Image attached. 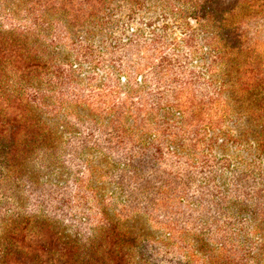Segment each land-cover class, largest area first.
Here are the masks:
<instances>
[{
    "label": "rangeland",
    "instance_id": "obj_1",
    "mask_svg": "<svg viewBox=\"0 0 264 264\" xmlns=\"http://www.w3.org/2000/svg\"><path fill=\"white\" fill-rule=\"evenodd\" d=\"M248 3L251 12L235 28L253 36L251 49L244 50V39L235 45L258 68L264 65V0H110L108 24L91 35L96 55L105 64H119L123 56L127 65L140 63L139 71L120 80L107 67L84 72L72 91L89 99L91 112L82 106L77 116L68 115L56 92L46 99L61 109L48 118L52 147L26 152L20 162L14 151L0 153V264H84L80 254L91 251L99 258L87 264H114L116 250L122 264H207L205 257L218 253L230 264H264V240L253 230L264 220V162L252 140L262 126L245 111L257 97L230 89L211 106L202 104L208 114L201 119L190 113L219 89L210 82L223 64L212 57L208 15L235 13ZM166 33L171 36L160 43ZM127 37L130 43L122 45ZM240 70L232 66L230 76L243 77ZM88 79L120 88L109 100L102 89L85 96ZM171 84L187 92L190 108L182 118L156 114L173 102ZM228 105L234 113L226 116ZM217 127L230 133L211 138ZM171 142L178 150L167 148ZM256 206L261 214L252 211ZM112 232L150 238L121 249L108 242Z\"/></svg>",
    "mask_w": 264,
    "mask_h": 264
},
{
    "label": "trees",
    "instance_id": "obj_2",
    "mask_svg": "<svg viewBox=\"0 0 264 264\" xmlns=\"http://www.w3.org/2000/svg\"><path fill=\"white\" fill-rule=\"evenodd\" d=\"M166 1L170 3L175 0ZM248 5L249 3L243 9L236 8L235 13L228 15L221 12L208 15L212 20V23L208 22L212 28L211 39L214 38L216 43V46H212V57L220 59L223 64L219 67L220 70H217V76L210 77V82L219 85V89L215 90L212 98L210 97L205 103L193 105L194 108L190 109V113L201 119L206 113L202 104L211 106L214 101H219L216 95L219 96L230 89L234 94L242 96L255 93L257 102L252 105L247 101L245 111L255 116L262 126L252 140L259 153L258 158L264 162V65L255 68L252 59L243 60L241 57L243 48L235 45L237 39L239 41L244 39L246 42L244 50L251 49L253 36L241 26L235 28L238 19L251 12ZM109 10L110 0H0V153L2 155L7 149V153L14 151L12 159L20 162L17 157L22 158L26 152L39 154L44 149L52 147L50 144L53 142L52 134L55 132L48 118L58 116L61 109L54 102H46V99L52 100L56 92L65 98V111L68 115L77 116L82 106L91 112V108H88L91 104L87 103L89 99L84 101V96L80 92L72 91L79 75L90 70L97 73L102 67L104 69L107 67L120 80L124 72L132 69L134 72L139 71L137 66H140V63L127 65L123 62L125 60L123 56H120L122 60L117 65L112 63L116 62L115 59H111L110 64H105V61L102 58L98 59L96 55V40L91 35L104 31L105 25L108 24ZM194 17L197 18L196 14ZM243 25L249 23L244 22ZM226 28L235 35L231 37ZM55 30L60 33H53ZM169 36L171 34L162 35L160 43ZM52 37L58 38V42L55 40L48 42ZM113 37L111 36L110 40H115V43L120 39ZM232 39L235 41L233 42ZM130 40L131 37H127L121 43L126 45ZM234 65H241L240 71L244 73L243 77L237 79L230 76V68ZM165 74L168 75L166 72ZM157 78L160 77L157 75ZM168 78L172 82L177 81V75L173 76L171 71ZM139 80L142 82V76ZM89 81L90 79L86 85L90 92L85 94L89 97L94 96L95 89H102L106 90L107 94L104 96L109 100L107 96L115 93L116 88H120L116 83L94 85ZM58 83L62 85L61 90H58ZM172 84L170 90L173 102L157 107L156 114L165 112V115L171 114L182 118L190 108L187 103L188 97L184 98L187 92L178 91ZM229 108L224 115L229 116L234 113V107L229 106ZM228 133L229 130L217 127L209 134L211 138L216 139ZM88 135L92 138L94 132L89 130ZM18 148L20 152H17ZM167 148L172 151L178 150L172 142L171 145L167 143ZM252 211L260 214L263 212L257 206ZM262 222V225L253 224V230L260 233L264 240V220ZM107 236L110 237L108 242L113 244V247L120 246L121 249L134 245L137 239L150 238L148 235L129 237L128 234L120 232H112ZM116 251L111 253L110 260L114 264H122L124 256ZM4 253L6 257L11 254L10 251ZM95 255L94 251L85 253L84 256L80 254L79 260L87 264L99 258L95 259ZM221 258L222 253H218L217 256L208 255L205 260L208 261L207 264H230L225 260L222 262Z\"/></svg>",
    "mask_w": 264,
    "mask_h": 264
}]
</instances>
